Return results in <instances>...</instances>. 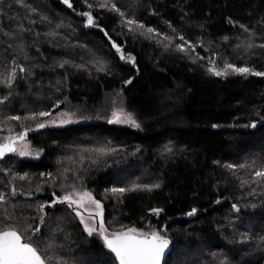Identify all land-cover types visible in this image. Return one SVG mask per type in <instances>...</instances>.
I'll use <instances>...</instances> for the list:
<instances>
[{"label":"trees","instance_id":"16d2710c","mask_svg":"<svg viewBox=\"0 0 264 264\" xmlns=\"http://www.w3.org/2000/svg\"><path fill=\"white\" fill-rule=\"evenodd\" d=\"M71 2L73 8L62 0H24L27 7L17 5L15 0H0V70L15 59L32 71L30 77L13 85L9 100L0 105V119L51 108L57 99L63 102L58 109L74 111L77 118L90 117L29 132L32 146L43 149L39 159L8 154L0 160V191L6 195L13 173L29 174L26 181H14L19 194L8 197V210L22 212L28 218L35 216L37 204L48 201L53 191L61 194L58 184L52 187L48 183H42L43 191L36 192L37 183L44 179L39 173L56 175L58 170L69 168L82 175L83 187L102 201L109 226L142 228L144 219L156 227L166 225L172 240L167 264H219L223 258L227 264H263L264 242L257 238L264 236V189L258 185L241 186V179H250L251 172L264 164V78L214 77L206 72V61L193 64L181 53L165 51L154 39L134 37L120 26L116 15L103 10H93L99 28L84 27L85 18L79 13L87 11V7L82 0ZM115 2L136 20L161 33L172 35L170 23L189 41L200 38L204 47L198 46L196 51L202 56L210 54L205 51L208 48L237 66L247 63L264 70V50L257 48L255 55L248 56L235 47L246 42L241 23L255 31L254 43H264V0ZM31 8L37 11L33 13ZM41 16L47 21H41ZM28 17L37 22L30 25ZM230 19L238 23L230 24ZM57 23L63 26L56 28ZM21 24L33 30L23 34L24 52L17 48L19 37L10 35L17 33ZM100 28L135 57V66L119 59ZM51 31L57 35H45ZM25 55L29 59L25 60ZM95 59L106 61L109 73L97 72L89 63ZM62 60L85 67L77 69L71 63L57 67ZM129 78L132 83L124 84ZM8 91L0 86V96ZM117 105L133 113L141 127L108 123ZM252 121L257 124L255 128L245 127ZM214 124L218 127H212ZM15 130H20L18 125ZM101 145L116 148L117 152L97 165L88 160L74 164L65 159L71 156L78 160L77 152ZM165 145L173 152L165 154ZM245 162L252 167L237 169L235 174L223 167ZM5 170H9L7 175ZM65 175L66 185L75 183L72 171ZM132 181L160 182L161 187L152 192H129L120 200L102 195L106 188L123 187ZM253 187L256 194L249 195ZM28 191L33 194L24 195ZM217 200L220 202L215 203ZM233 203L240 207L238 213L232 211ZM153 207L164 211L159 217L153 216L149 213ZM193 207L198 209L197 214L186 216ZM45 211L49 219L42 226L43 232L47 234L57 225L64 230L53 233L55 243L64 244V250L56 249L58 253L73 264H106L107 250H102L97 238L87 237L77 227L78 221L66 206ZM29 222L38 223L31 219ZM243 233L251 239L244 241ZM182 250L202 254L188 259L183 258Z\"/></svg>","mask_w":264,"mask_h":264},{"label":"snow or ice","instance_id":"6c2138e0","mask_svg":"<svg viewBox=\"0 0 264 264\" xmlns=\"http://www.w3.org/2000/svg\"><path fill=\"white\" fill-rule=\"evenodd\" d=\"M83 4L87 7V11H82L79 15L84 19V27H96L99 28L97 23V17L93 15V10H103L116 15L119 20V24L123 29L127 30V33L135 36H140L145 39L155 40L158 46H162L165 51L172 50L186 56L193 64H198L199 61H206V72L214 77L228 78L229 76L238 75L247 78L248 76L262 77L264 78V70H257L254 66H249L247 63H242L239 66L230 62L228 59H223L221 63H217L215 52L211 49L205 48V51L210 53L207 57L200 55L196 48L204 47L203 41L198 38L196 42L189 41L183 34L177 32V30L168 23V27L171 29L172 35L167 33H161L157 29L146 26L143 22L136 20L133 16L126 14L124 10L115 2V0H82ZM17 5H24V0H15ZM68 8H73L71 0H62ZM27 7L26 5H24ZM35 13V8L30 9ZM41 21H47V17L41 16ZM264 21V18H262ZM29 24H35L37 21L28 17ZM230 24H236L231 19L228 21ZM51 23V21H48ZM62 23H57L56 28L62 27ZM243 33L247 34L246 42L236 45L237 49L242 50V53L248 56L255 55V49L259 48L264 50V43L256 44L253 42V37L256 35L254 30H250L246 25L239 24ZM19 31L13 35L19 37L17 48L20 52H24V33H31L33 30L25 28L22 24L18 25ZM104 36L111 42L112 49L119 56L121 61L130 63L135 66V57L131 53H125L123 47L109 36V33L103 28H100ZM40 33H36L38 37ZM47 36L55 37L57 33L55 31L45 33ZM227 40L228 37H224ZM179 41L178 43L176 41ZM11 46V45H10ZM39 51V49H37ZM25 60L29 59L27 55ZM71 62L68 60H62L57 63V67L64 68L65 65H69ZM89 63L93 65L97 72L109 73L108 64L106 61L95 59L90 60ZM72 67L77 69H84V64L71 63ZM204 67V65H200ZM31 67H35L32 65ZM32 71L30 68H26L23 65L16 63L15 59L10 64H6L2 70H0V86L8 89L6 95L0 96V105L5 104L12 95L13 85L20 79L30 77ZM124 84L132 83V79L123 81ZM60 84V81H57ZM59 90V89H57ZM63 103L57 99L51 108H46L39 111L29 110L23 116L21 115H4L0 119V132H7L6 135L0 136V160L4 159L8 154L17 155L19 157H39L43 149H33L31 142L28 140L29 132L38 131L47 127H60L66 124L75 122L74 118H77V113L71 110L57 111L53 114L54 109H58L60 104ZM114 103V102H113ZM79 119H85L90 117H84L80 115ZM99 118V117H98ZM261 119H264L262 117ZM108 123L127 124L133 128L139 129L140 123L134 117L131 112L125 111L123 107L113 108L111 110V116L107 120ZM19 126V131L15 130V126ZM257 126L255 121L250 122L245 127L255 128ZM212 127H218V125H212ZM117 152L116 148L108 145H101L98 147L85 148L75 155L78 160H73V157L69 156L65 159L72 163H83L85 160L91 162L92 165H97L104 157L111 156ZM163 152L169 154L173 152V148L169 145H165ZM84 153H87L85 155ZM60 163V161H58ZM214 163H219L214 161ZM255 162L253 161V164ZM229 171L235 174L237 169L251 168L252 165L247 162L241 164L228 163L223 165ZM9 170H5V175ZM72 171L75 183L72 185H66L65 181L68 177L65 173ZM86 171V169H85ZM39 177L44 178L41 183H37L35 191L41 192L43 188L42 183H48L54 187L58 184L61 189V194L52 192L48 201L41 202L35 206L36 215L30 218L25 217L22 212H10L6 205H8V197H16L19 192L14 184L15 180L26 181L29 179V174L13 173L8 181L11 185L10 192L6 195L5 192L0 191V216L2 220L0 223L3 227H0V264H73V262L67 259L62 253L56 251L57 248L64 250V244L57 245L55 243L56 233H63V229L56 226V228H50L49 233L45 234L42 230V226L48 223V213L46 208H53L57 205H64L66 209L70 210L75 221H78L77 227H79L87 237L97 238L102 246V250H107L104 254L108 257L106 264H167V253L172 245V240L168 235L166 225L159 227L148 225L147 229L137 228L135 226H127L124 224H118L116 227H111L105 221V206L102 201L93 194V192L85 189L82 184V175H76V170L63 168L58 170V173L54 175L52 172H41ZM80 185L77 187V185ZM258 185L264 189V164L256 167L251 172L250 179H241V186ZM161 187L160 182L154 183H138L132 181L130 184H126L123 187L113 186L110 189L104 190V197L106 199L115 198L120 200L126 193L146 191L152 192L154 189ZM33 193L28 191L24 193L26 196H31ZM256 188H251L249 195H255ZM264 194V192H262ZM217 200L215 203H219ZM255 207V205H251ZM17 207L16 205L12 206ZM31 207V206H29ZM231 209L234 212H239L240 207L238 204L233 203ZM164 209L159 207H153L149 209V213L153 216L159 217ZM198 209L193 207L185 215L192 217L195 216ZM38 221L33 224L29 222ZM59 219V218H58ZM9 221H19L10 223ZM115 223V222H114ZM244 241L250 240L246 233L241 234ZM65 239L67 235L65 234ZM259 241L264 242V236L257 238ZM219 264H227L226 258L220 259Z\"/></svg>","mask_w":264,"mask_h":264},{"label":"rangeland","instance_id":"374dc122","mask_svg":"<svg viewBox=\"0 0 264 264\" xmlns=\"http://www.w3.org/2000/svg\"><path fill=\"white\" fill-rule=\"evenodd\" d=\"M123 10V9H122ZM126 14H128V15H130V16H133V15H131V14H129V13H127V11H126ZM134 17V16H133ZM186 38V37H185ZM187 39V38H186ZM125 51V50H124ZM126 53V52H125ZM216 54H217V56H216V59H217V63H221L222 62V58H221V55L219 54V53H217V52H215ZM127 54V53H126ZM209 55V54H208ZM207 55V56H208ZM229 60V59H228ZM230 61V60H229ZM231 62V61H230ZM126 63V62H125ZM127 64H130V63H127ZM120 107H123V106H121V105H117L115 108H120ZM124 108V107H123ZM125 109V108H124ZM65 110H67V109H54L53 110V114L55 115V112H57V111H65ZM125 111H126V109H125ZM75 119V122L77 121V119L78 118H74ZM114 124H116V125H119V126H129V125H127V124H117V123H114ZM131 127V126H130ZM7 134V132H0V136H2V135H6ZM29 140V139H28ZM30 141V140H29ZM32 145V144H31ZM33 147V146H32ZM33 149H40V148H36V147H33ZM42 154H43V151L41 152V154H40V156L39 157H22V158H29V159H39L41 156H42ZM17 156V155H16ZM128 174V173H127ZM120 175V174H119ZM149 224H151V225H153V223L150 221V220H147V219H144L143 220V223H142V228H144V229H147V227H148V225ZM138 228V227H137ZM201 252V251H200ZM182 253H183V258H188V259H190V258H193L194 256L195 257H197V256H199V255H201L202 253H199V252H197V253H195L194 255L193 254H187V251L186 250H182ZM228 261V260H227Z\"/></svg>","mask_w":264,"mask_h":264},{"label":"water","instance_id":"95a60500","mask_svg":"<svg viewBox=\"0 0 264 264\" xmlns=\"http://www.w3.org/2000/svg\"><path fill=\"white\" fill-rule=\"evenodd\" d=\"M262 123L264 124V121H263ZM171 248H172V245L170 246V250H169V252L167 253L166 259H168V255H169L170 252H171ZM263 264H264V263H263Z\"/></svg>","mask_w":264,"mask_h":264}]
</instances>
